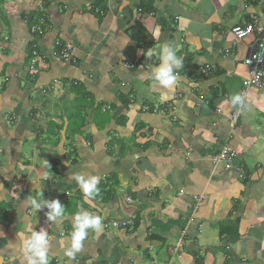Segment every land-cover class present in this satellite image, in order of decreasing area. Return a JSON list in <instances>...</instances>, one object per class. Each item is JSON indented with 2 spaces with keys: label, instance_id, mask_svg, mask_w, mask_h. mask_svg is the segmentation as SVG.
Here are the masks:
<instances>
[{
  "label": "crops",
  "instance_id": "1",
  "mask_svg": "<svg viewBox=\"0 0 264 264\" xmlns=\"http://www.w3.org/2000/svg\"><path fill=\"white\" fill-rule=\"evenodd\" d=\"M247 23L264 29V0H0L3 264H27L22 241L41 227L49 264H68L81 207L104 228L72 264H264V88L243 86L261 34L232 33ZM165 42L184 58L169 90L151 76ZM224 147L232 170L213 162ZM74 173L101 177L95 199ZM29 196L59 198L62 223Z\"/></svg>",
  "mask_w": 264,
  "mask_h": 264
},
{
  "label": "clouds",
  "instance_id": "2",
  "mask_svg": "<svg viewBox=\"0 0 264 264\" xmlns=\"http://www.w3.org/2000/svg\"><path fill=\"white\" fill-rule=\"evenodd\" d=\"M156 49L149 48L144 55L151 59ZM160 62L152 67V80L154 86L162 89H172L178 79L180 69L184 67V58L177 55V47L170 43H163L159 51ZM231 104L237 108V112L248 108L246 94L238 93L230 98ZM45 165H49L44 160ZM72 178L76 181L78 188L84 193L86 199H95L100 192L98 185L101 182L99 175H85L83 173H74ZM31 207L37 212L44 209L47 222H55L61 224L67 215L66 207L61 203L59 198L56 199H40L35 196L28 197ZM110 229L114 228L109 224ZM104 228V217L94 212H90L82 207L79 208L72 216V228L68 234L69 246L64 252L68 258V264L77 258L85 243L89 240L90 233H99ZM50 241L49 232L41 227L39 231L31 230L30 235L22 241V251L27 264H49L50 257ZM0 264L3 261L0 260Z\"/></svg>",
  "mask_w": 264,
  "mask_h": 264
},
{
  "label": "built area",
  "instance_id": "3",
  "mask_svg": "<svg viewBox=\"0 0 264 264\" xmlns=\"http://www.w3.org/2000/svg\"><path fill=\"white\" fill-rule=\"evenodd\" d=\"M258 30L261 34L258 46L255 50L251 51L249 56L246 58L245 62L250 67L249 77L245 79L243 85L245 88H263L264 87V29L256 27L252 24H245L244 26H237L232 30L236 40H242ZM34 31H36L34 29ZM40 33H42L40 31ZM58 56L63 61H70L73 53V46L70 43L62 45L57 43ZM237 117H234V123L236 122ZM237 157V154L234 150L228 147H224L221 152L214 157L215 165H223L226 170H232L234 167V161ZM241 176H243V171L241 170ZM111 226L114 228H123L125 223L119 221H112Z\"/></svg>",
  "mask_w": 264,
  "mask_h": 264
},
{
  "label": "bare ground",
  "instance_id": "4",
  "mask_svg": "<svg viewBox=\"0 0 264 264\" xmlns=\"http://www.w3.org/2000/svg\"><path fill=\"white\" fill-rule=\"evenodd\" d=\"M249 68H250V67H249ZM249 74H250V72H249ZM248 77H249V76H248ZM248 77H247V78H248ZM244 81H245V80H244ZM244 81H243V82H244ZM243 86H244V85H243ZM263 88H264V87H263ZM246 89H247V88H246ZM248 89H250V88H248ZM256 89H261V88H256ZM234 117H237V115H234V116H233L232 121H234ZM228 148H229V147H228ZM222 149H223V148H222ZM232 150H233V149H232ZM234 151H235V150H234ZM220 152H221V151H220ZM220 152H219V153H220ZM235 152H236V151H235ZM219 153H218V154H219ZM218 154H217V155H218ZM236 154H237V152H236ZM236 158H237V157H236ZM213 160H214V159H213ZM235 161H236V159H235ZM235 161H234V166H235ZM213 162H214V161H213ZM214 164H215V163H214ZM222 166H223V165H222ZM223 167H224V166H223ZM224 168H225V167H224ZM129 201H130V199H129ZM131 224L133 225V223L130 222L129 225H131ZM127 225H128V224L125 223L124 228H126ZM105 227H108V225L105 226Z\"/></svg>",
  "mask_w": 264,
  "mask_h": 264
},
{
  "label": "rangeland",
  "instance_id": "5",
  "mask_svg": "<svg viewBox=\"0 0 264 264\" xmlns=\"http://www.w3.org/2000/svg\"><path fill=\"white\" fill-rule=\"evenodd\" d=\"M105 226H106V223H105Z\"/></svg>",
  "mask_w": 264,
  "mask_h": 264
}]
</instances>
